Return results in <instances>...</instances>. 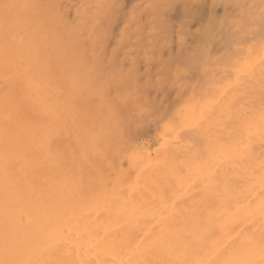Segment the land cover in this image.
<instances>
[{"label": "bare ground", "instance_id": "6f19581e", "mask_svg": "<svg viewBox=\"0 0 264 264\" xmlns=\"http://www.w3.org/2000/svg\"><path fill=\"white\" fill-rule=\"evenodd\" d=\"M116 2L125 1L0 0V264H264V24L253 17L260 13L249 16L247 7H241L235 15L238 9H229L228 22L217 29L211 50L194 53L198 64L188 76L199 72L197 83L209 81L211 76L204 75L209 76L211 67L205 71L209 65L203 70L199 63L211 56L210 65L220 64L224 72L216 79L213 75L211 97L210 91L200 93L202 81L195 83L197 92L193 78L189 80L195 90H186L193 93L191 100L196 94L203 100L204 93L205 100L212 98L204 109L197 101L194 106L198 99L189 98L178 106L184 111L174 104L173 113L162 112V119L166 115L171 120L162 126L158 120L164 132L172 125L168 122L178 119L172 116L176 111L180 124L185 122L183 130L176 129L179 124L173 131L177 137L189 133L183 141L192 144L188 156L175 148L152 164L147 163L154 159L150 155L147 164L134 166L141 178L132 179V168H126L128 173L112 155L118 143L113 134L122 131L124 139L129 137L124 118H118L125 106L127 114L131 108L134 113L125 117L131 128L145 121L151 106L143 111L145 117L134 106L121 104L118 111L117 104L99 94L101 86L81 65L78 47L79 24L115 16L106 6ZM215 2L243 6L246 1ZM156 38L155 56L160 59L161 45L165 40L171 44L172 37L160 33ZM172 71L175 75V65ZM64 79L70 81L67 94L60 92L63 97L57 95L54 101L52 86ZM151 92L159 94L153 96L157 102L166 94ZM167 94L161 96L164 108ZM197 107L206 113L200 109L195 115ZM135 113L142 121L140 117L137 122ZM117 121L125 128L117 124L120 131L115 129ZM174 134L161 137L153 150L169 145ZM202 134L208 135L203 144ZM181 145L178 150L185 151L186 144ZM143 150L147 157L150 150ZM136 151L130 152L132 158L127 153L133 163L143 155Z\"/></svg>", "mask_w": 264, "mask_h": 264}, {"label": "snow or ice", "instance_id": "6c2138e0", "mask_svg": "<svg viewBox=\"0 0 264 264\" xmlns=\"http://www.w3.org/2000/svg\"><path fill=\"white\" fill-rule=\"evenodd\" d=\"M106 7L114 9L116 15L79 24L80 63L101 83V96L112 104H133L141 111L145 110L142 97L146 89L179 94L186 91L188 73L198 64L194 53L203 55L211 50L217 29L228 22L229 9L259 8L264 24V0L243 6L215 0H202L196 5L190 0H127ZM114 21L120 29L118 33L110 31ZM160 33L172 37L171 44L165 40L160 47L161 53L168 51L167 59L155 56L154 45L159 43L156 37ZM141 51L145 54L141 55ZM173 65L177 67L175 75Z\"/></svg>", "mask_w": 264, "mask_h": 264}, {"label": "rangeland", "instance_id": "374dc122", "mask_svg": "<svg viewBox=\"0 0 264 264\" xmlns=\"http://www.w3.org/2000/svg\"><path fill=\"white\" fill-rule=\"evenodd\" d=\"M123 1L127 2V0H123ZM245 1H246V2H244L245 5H246V4H249V5H250V4H251L250 1H252V0H245ZM247 1H248L249 3H248ZM254 1H255V0H254ZM254 1H253V2H254ZM121 2H122V0H121ZM258 2H260V1L256 0V2H254V3H252V4H255V3L259 4ZM70 3H71V2H67L68 5H69ZM73 3H74V2H73ZM122 3H124V2H122ZM252 4H251V5H252ZM257 4H256V5H257ZM71 5H72V3H71ZM71 5L68 6V9H69V10L71 9V8H70ZM245 8H246V7H245ZM247 8H248V7H247ZM247 8H246V9H247ZM255 8H256V7H255ZM237 9H238V8H237ZM237 9L235 8V10H234V9H231V10H232V11L234 10V11L236 12ZM246 9H245V12H246V13L248 12L249 16H252V14L259 13V12H257L259 8L254 9V7H253V11H247L248 9H247V10H246ZM239 10H240V9H238V11L236 12L235 15H237L238 12H239V13L242 12L241 10H240V11H239ZM251 10H252V8H251ZM221 12H222V9H221ZM235 12H232V13H235ZM251 12H253V13H251ZM254 12H256V13H254ZM243 13H244V12H243ZM69 14H71V13H69ZM257 16H258V18H260V14L253 15L254 18H255V17L257 18ZM255 23H256V22H255ZM255 23H254V22H253V24L251 23L252 26H255V25H254ZM113 24H115V21L113 22ZM256 26H257V25H256ZM115 28H116V30H114ZM117 28H118V27L115 26L114 29L112 28V30H114L115 32H116V31L119 32L120 29L118 28V30H117ZM118 32H117V33H118ZM108 42H109V41H108ZM109 43H110V42H109ZM106 44H107V43H106ZM169 44H170V43H169ZM219 49H220V48H219ZM219 49L217 48V50H219ZM109 50H110V49H109ZM220 50H222V49H220ZM220 50H219V51H220ZM164 51H165V53H162L161 56H163V58L166 59L167 56H168V53L166 52V51H167L166 49H165ZM164 51H163V52H164ZM215 51H216V50H215ZM216 52H218V51H216ZM216 52H215V53H216ZM221 52H223V50H222ZM221 52H219V53H221ZM160 53H161V51H160ZM219 53L215 54V56L217 57ZM140 54H141V55H144L143 53H140ZM221 54H222V53H221ZM221 54H220V55H221ZM210 58H213V56H211ZM210 58H208L209 61H208V59H206V61H207L208 63H207L206 61H202V62L200 61V63H199V65H200V69H203V70H204V67H205V69H206V67L209 65V66H208V70H205V71H209V68L211 67V68H210V71H209L210 73L208 72V75H209V76H207V74L205 73L204 77H205V76H206V78H209L210 76L212 77V78L210 77V78H209V81H208L209 83H212V84H209L208 82H206L208 79H207V80L205 79V80H206L205 83H204V80H203V81L201 80V81L203 82V86H204V88H202V87L199 86V88L201 89V90H200V89L198 88V89L200 90V93H201V91L204 92L205 90H207V92L210 91L208 88L211 89V87H212V85H213V82H212V81H213V75H214V79H216V77L219 78V76H222L223 73H224V72H221V70H222V66H221L220 64H218V65L214 64V65H213V64L211 63V65H210V60H211ZM204 62H205L206 64H205ZM202 64H203V66H202ZM218 66H219V68H221V69H217ZM212 68H214L215 70L212 71V70H211ZM200 69H199V67H198L197 72H198ZM216 70H217V71H216ZM201 71H202V70H201ZM201 71H200V74H201ZM214 71H215V73L217 72V73H216L217 76L214 74ZM219 71H220V72H219ZM203 72H204V71H203ZM198 73H199V72H198ZM198 73H196V74H197L196 76H192V78H193L194 81H193L192 78H190V77H189L188 80L185 81V82L187 83V84H186V85H187L186 87H190V86H188V84L191 85V84H192V81H193L194 83H193L192 85L194 86V89H195L196 91L198 90V89H197V87H198L197 84H200V83H201V81H199L200 83H197V82H196V81H198V80L201 79V77H199L200 79H197V78H196V77L200 76ZM219 73H220V75H219ZM203 74H204V73H203ZM201 75H202V74H201ZM218 75H219V76H218ZM54 76H55V71H54ZM194 77H195L196 80L194 79ZM202 78H203V77H202ZM203 79H204V78H203ZM189 80H192V81H190L191 83L189 82ZM188 82H189V83H188ZM69 83H70V81L64 79V80H61V81L59 82V84H56V83L53 84L52 88H53V94H54V96H53L54 101H55L57 95H59V96L61 95L60 92H62V95L64 96V94L68 91V87H67V86L69 85ZM195 83H197V84H195ZM192 85H191V86H192ZM195 85H196V86H195ZM200 85H201V84H200ZM205 85H206V86H205ZM208 85H209V86H208ZM62 86L65 87V88H63V89L65 90V92H64L63 89H60V87L62 88ZM100 86H102V85H101V83L98 81V87H100ZM205 87H207V89H206ZM151 89H154L156 92H158V91L160 92V90H158V89H156V88H151ZM151 89H150V91H149V89H148V90H145L144 93H143V97H142V99H143V98L145 99V100H142V101H143V102L146 101L145 103L142 102V103L146 106V108H147V107L150 108V106H151V108H150V109H151V113L153 112V111H152V108L154 107L153 109H154L155 111L153 112V114L155 113L156 115L154 114V115H153L154 117H151L152 119L150 118L151 120H150V119H147V117H150V115H152L151 113H150V114H149V112L146 113V114L149 115V116L145 117L146 114H144L143 111H141L140 109L136 108L134 105L129 104L130 107H133V106H134V107H135V108H134L135 110L137 109L138 111H141V112H142V114L140 113L141 116L144 115L143 117L146 118L145 121H144V120L142 121V117H141V116H140L141 118L138 117L139 115H138L137 113H135V115H137V117L135 116L136 118H135L134 116L132 117V118H133L132 121H134V120L136 119L137 122H139L140 119H141L142 122H141V123L139 122V126H140V128H139V126H138V123H137V124L135 123V125L132 124V128L129 126V125H131V123H130L131 121L129 122V121H128V118H130L131 113L134 114L132 108H131V111H132V112L130 111V113L127 114V113L129 112V107H128V109H126V108H127L126 106L124 107V106L121 105V104H120L121 106H119V105L117 104L118 108H120L118 111L122 110L123 107H124V109H123L122 111L126 110V111L123 112L124 114L122 113L124 116H123L122 114H119V117H118V118H120V115H121V118H124V119L122 120V121L124 122L123 124H127V126H128V128L126 129V130H127V133H125V132H126L125 130H124V133L127 134V136H129V137H125V138L127 139V143H126V139H124V136L121 135V134H122V131H120V130L124 129L125 127L122 128L121 125L119 126V124H118L119 121L115 122L113 125H114V126L116 125V127H114V126H112V127H114L115 129L117 128L118 131H120L121 134L118 133V132H116V133H115L116 135L113 134V136H114V137L117 136V138L115 137V142L120 143L119 145H121V147H119L118 143H117V145H116V143H115V144H114V147L116 148V150H115V152H114V149H112V150H113V154H112V152H110V153H111L113 156L115 155L114 157H116V158L118 159V161L120 162V166H122V168H123L125 171H127V172H128V170H129L130 168H132V170H134V169H135L134 166L137 167L138 164H141V162H144V161L147 162V159L145 160V158H150V157H149L150 155H151V156H154V159H151V161H148L147 163L157 164L158 162H160V161L162 160V158L164 157V155L167 154V153H165V152H173L175 148H176V149L178 148V149L180 150V148L177 147V146H179V145H181V144H186V145H185V148H184L185 151L182 150L183 147H184V145H181V146H180V147L182 148L181 151H179V150L177 149V151L179 152V154L182 153V154H180L181 156H185V155H187L188 151L190 150V145L192 146L191 143H190V145L187 144V143H183V141L185 142L186 140H189L188 138H185V137H186L185 135H188V134H189L188 132H187L188 134H186V132H184V133H185V134H184L185 137H184V136H182V137H177V136H176V132H174L176 129L178 130V129H181V128H182V130H183V128H185V125H184L185 122H183L184 124H183V123L180 124V119H179L180 117H179V116L177 117L178 114L176 115L177 111H176L175 115L173 114L172 116H174V118H175V116H176V118H178V119H177V120H176V119L174 120V119L172 118V119H173L172 122H168V123H170V125L172 124L171 127H169L168 129H166L167 127L164 125V127H165V129H166L165 132L163 131L164 129H162L163 127H162V128H160V127L163 125L164 122H167V120L170 118V116H169V117H166V115H165V118H166V119H162V116H164V114H166V113L168 114V111H167V110H169V114H170V113H173L172 111H173V110L175 111L176 108H177V110H178V109H179V110H182V109H180V107L178 108V106H182V107H183V106H184L189 100H191V98H192L191 95H193V93H194L195 90H194L193 88L191 89V87H190V88H186V90H187V89H188V90L191 89V92H193L192 94H191V92H189V91H187V93H186V91H185V93H183V94H178V95H176L177 92H176L175 94H174V92H172V93L170 92L169 95H170V94H171V95L173 94L172 96H174V97L176 96V97L174 98V97H172V96L170 95V99H172V100H171V102H170V99H168V100H169V102H168V106H166V108H164V107H163L164 105L161 103V101H162V97H163V96H166V94H167L168 91H166V94H165V95L161 93L160 95H161L162 97L160 96V99H159L160 102H157L158 100L155 99V97L157 96V98H159V96H158V95H159V94H158L159 92L157 93L158 95H156V94H154V90L152 91ZM202 89H204V90H202ZM61 90H62V91H61ZM199 90H198L197 92H199ZM151 91L153 92V94L155 95V97H153V96H154L153 94H152L153 96H150L149 93H150ZM152 92H151V93H152ZM156 92H155V93H156ZM197 92H196V93H197ZM203 92H202V93H203ZM163 93H164V91H163ZM196 93H195V94H196ZM200 93H199V95H200ZM202 93H201V94H202ZM66 94H67V93H66ZM190 94H191V95H190ZM207 94H208L207 96L211 97V94H212V93H211V91H210V92L207 93ZM209 94H210V95H209ZM62 95H61V97H63ZM169 95L167 94L168 98H169ZM186 95H190V97H189V96L187 97ZM146 96H147V97H146ZM148 96H149V97H148ZM179 96H180V97H179ZM200 96H201V95H200ZM200 96H198V95L196 94V95H195V98H194V96H193V99H192L190 102H192V101H194L195 99H198V98L201 99ZM207 96H206V94L204 93V97H203V95H202L203 100H199V99H198V100H195V102H193V104L196 103V101H197L196 104H198V106L201 105V107H202V106L204 105V107H205V106L207 105L206 101L208 102V100L210 99V98H209L208 100H205V99L208 98ZM152 97H153V98H152ZM171 97H172V98H171ZM196 97H197V98H196ZM149 98H150V100H149ZM181 98H182V99H181ZM185 98H186V99H185ZM189 98H190V99H189ZM106 99H107V98H106ZM184 99H185V100H184ZM188 99H189V100H188ZM211 99H212V98H211ZM211 99H210V100H211ZM108 100H110V99L108 98ZM147 100H148V101H147ZM177 100H179L180 102L177 101ZM187 100H188V101H187ZM152 101H153V102H152ZM199 101H200V102L202 101V102H201L202 104H201V103H198ZM149 102L152 103V105H149ZM163 102H164V99H163ZM176 102H177V103H176ZM56 103H57V101H56ZM147 103H148V105H146ZM188 103H189V102H188ZM205 103H206V105H205ZM174 104H175V107H176V108L174 107V109H173ZM181 104H182V105H181ZM208 104H209V103H208ZM159 105H160V106H159ZM172 105H173V106H172ZM188 105H192V104L190 103V104H188ZM161 106H162V107H161ZM194 106H195V104H194ZM196 106H197V105H196ZM159 107H161V109H159ZM182 107H181V108H182ZM199 107H200V106H199ZM199 107H197V109H196V113H195V115L197 114V116H198L199 112H201V111H204V112L206 113V108H205V110H202V109H204V107H202V109L200 108V109H201V111H200ZM146 108H145L144 111H146V110L149 111V110H150V109L148 110V108H147V109H146ZM162 108H163V109H162ZM171 109H173V110L170 112ZM198 109H199V110H198ZM163 110H164V111H163ZM160 111H161V113L159 114V115H160V117H159L158 112H160ZM182 111H184V110H182ZM126 112H127V113H126ZM162 112H163L164 114H163ZM178 112H180L179 114H182V117H183V112H181V111H178ZM194 112H195V111H194ZM204 112H202V113H204ZM125 113L127 114V116L125 115ZM192 114H193V113H192ZM128 115H129V117H128ZM200 116H202V118H203L204 115H202V114L200 113ZM125 117H128L127 120H126ZM182 117H181V120L183 121V119H184L185 116L183 117V119H182ZM190 117H191V115H190ZM190 117H189L188 119H186L185 121L190 120ZM192 117H194V118L196 119L197 123H198V120H197L198 118H197L196 116H194V115H192ZM134 118H135V119H134ZM139 118H140V119H139ZM153 118L155 119V121H153V120H154ZM194 118H191L192 121H189V122H191V123L194 122V121H195ZM125 120H126V121H125ZM156 120H157V121H156ZM158 120H160L159 122H160V125H161V126L159 125ZM193 120H194V121H193ZM120 121H121V120H120ZM161 121H163L162 124H161ZM168 121H171V120L169 119ZM173 121H174V122H173ZM176 121H177V122H176ZM178 121H179V123H178ZM182 121H181V122H182ZM135 122H136V121H135ZM143 122L146 123V124L144 125ZM189 122H187L186 124H188ZM128 123H129V124H128ZM132 123H134V122H132ZM152 123H153V125H152ZM156 123H157V124H156ZM191 123H190V124H191ZM194 123H195V122H194ZM197 123H195V125H196ZM200 123H201V122H200ZM117 124H118L120 130H119ZM123 124H122V125H123ZM140 124H141V125H140ZM142 124H143L144 126H143ZM179 124H180V125H179ZM190 124H189V125H190ZM192 124H193V123H192ZM192 124H191V125H192ZM133 125H134V126L137 125V126L134 127ZM155 125H156V127H154ZM158 125H159L160 127H159ZM170 125H169V126H170ZM178 125H179V126H178ZM193 125H194V124H193ZM124 126H125V125H124ZM127 126H126V127H127ZM152 126H153L154 128H153ZM157 126H158L159 128H157ZM177 126H178V127H177ZM180 126H181V128H180ZM182 126H184V127H182ZM186 126H187V125H186ZM143 127H144V128H143ZM176 127H177V128H176ZM189 127H190V126H189ZM189 127H188V128H189ZM191 127L194 129L193 126H191ZM191 127H190V129H191V133H192V132H193V131H192L193 129H192ZM114 128H112V129H114ZM129 128H131V129H133V130H131V129H129ZM142 128H143V129H142ZM156 128H157V130H158V129H160V130L162 129L163 132L161 131L160 134L163 133V136H166V137L175 133V134L173 135V137H174L175 139H176V137H177V139H179V140L177 141V139H176V142H174L175 139H174L173 137H170V138H173V139H172V140L170 139V140H171L170 143L168 142L169 138L166 140V141H167L166 143H169V145L167 144L168 146L166 145V146H164V148H163V144H162V145L160 144V145H157V148H159L158 151H157V148H155V149L153 150L152 147L156 146V143L159 144L160 140L162 139L161 137H163V136L159 135V132H160L159 130H158V131H159L158 133L156 132V130H155ZM175 128H176V129H175ZM188 128L185 129V130H188ZM115 129H114V130H115ZM146 129H147V130H146ZM114 130H113V132H115ZM149 130H151V131H149ZM173 130H174V131H173ZM177 130H176V131H177ZM188 131H189V130H188ZM128 132H130L131 135H130ZM143 132H145L146 134L143 133ZM172 132H173V133H172ZM189 132H190V131H189ZM117 133L120 135V139H121L122 141H123V139H124L123 143H122L121 140L119 139V135H117ZM147 133H148V134H147ZM152 133H154V134H152ZM155 133H156V134H155ZM171 133H172V134H171ZM145 135H146V136H145ZM148 135H150V137H149ZM155 135H157V136H155ZM182 135H183V134H182ZM139 136H140V137H139ZM142 136H145V137H142ZM152 136H153V137H152ZM159 136H160V138H159ZM204 136H205V139H204ZM121 137H122V138H121ZM166 137H165V139H166ZM136 138H137V139H136ZM139 138H141V139H139ZM147 138H148V139H147ZM156 138H157V139H156ZM200 138H201V139H204V140L201 142V143L203 144V142H204L205 140L208 139V135L202 134V135L200 136ZM150 139H151V140H150ZM181 139H183V140H181ZM184 139H186V140H184ZM116 140H118V141H116ZM146 140H147V141H146ZM157 140H158V141H157ZM161 141H162V140H161ZM179 141H182V142H179ZM141 142L143 143V145H142ZM146 142H148V143H146ZM136 143H137V145H136ZM166 143H165V144H166ZM173 143L175 144L176 147H175V146L172 147V149H171L172 151H170L169 147L172 146ZM127 144H128V145H127ZM140 144H141V145H140ZM165 144H164V145H165ZM178 144H179V145H178ZM122 145H124V147H126V146L128 147V146H129V147H128V150H127V147H126L125 149H123L124 147H123ZM188 145H189V146H188ZM182 146H183V147H182ZM186 146H187V147H186ZM114 147H113V148H114ZM135 147H136L137 150L141 148L140 150H138L139 152H141V155H142V154L144 155V152H146V151H144L143 149L146 148V149L149 151V150L152 148V150L154 151V152H153L154 155L152 154V151H151V150H150V152H148L149 154H148L147 157H145V156H146V154H145L144 156H143V155H142V156L140 155V156H141V158H140V157H139V154H138L137 157L140 158V159H136V158H134L135 161H134V163H133V162H132L133 159L129 161L127 158H128V156H129L130 154H132V153H130L131 151L133 152V155H134V152L136 151ZM143 147H144V148H143ZM167 147H168L169 150L167 149ZM202 147H203V146H202ZM133 148L135 149V151H134ZM117 149H118V150H117ZM162 149H163L164 151H162ZM166 149H167V151H166ZM176 149H175V150H176ZM112 150H111V151H112ZM138 151H136V152L139 153ZM118 152H119V153H118ZM120 152H121V153H120ZM158 152H159V153H158ZM162 152H163V153H162ZM189 152H190V151H189ZM127 153H128L129 155H128ZM146 153H147V152H146ZM125 156H126V157H125ZM130 156H131V155H130ZM155 156H157V157H155ZM187 156H188V155H187ZM187 156H185V157H187ZM133 157H135V156H133ZM143 157H144V158H143ZM131 158H132V156H131ZM131 158H130V159H131ZM151 158H152V157H151ZM154 161H157V162L154 163ZM122 162L127 163V164H126L127 167H126V166H123V165H122V164H123ZM146 162H144V163H146ZM125 163H124V164H125ZM128 163H129V164L132 163V165H128ZM147 163H146V164H147ZM146 164H145V165H146ZM126 168H127L128 170H126ZM137 168H138V167H137ZM182 168H183V165H180V168H179V169H182ZM132 170L130 169L131 173H133V174H131V173L128 172V173L130 174V176H131L132 179H133V177L135 178L134 175H137L136 178H138V177L141 178L140 173H139L137 170H134V172H133ZM135 171H137L138 173H137V172L135 173ZM138 174H139V175H138ZM200 174L202 175L203 173H200ZM201 175H200V176H201ZM203 175H205V174H203ZM200 176H198V177H200Z\"/></svg>", "mask_w": 264, "mask_h": 264}]
</instances>
